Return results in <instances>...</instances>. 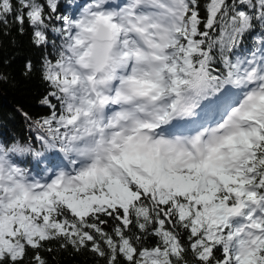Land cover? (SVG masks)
<instances>
[{
  "label": "snow or ice",
  "instance_id": "snow-or-ice-1",
  "mask_svg": "<svg viewBox=\"0 0 264 264\" xmlns=\"http://www.w3.org/2000/svg\"><path fill=\"white\" fill-rule=\"evenodd\" d=\"M200 7L0 0V33L27 23L44 49L48 109L23 114L28 142L0 139V264L69 247L104 264H264V0Z\"/></svg>",
  "mask_w": 264,
  "mask_h": 264
},
{
  "label": "trees",
  "instance_id": "trees-1",
  "mask_svg": "<svg viewBox=\"0 0 264 264\" xmlns=\"http://www.w3.org/2000/svg\"><path fill=\"white\" fill-rule=\"evenodd\" d=\"M204 3L205 0H200L201 16L206 15ZM67 10L75 12V9ZM31 33L32 30L27 23L23 34L11 24L10 35L0 33V75L5 77L0 80V139L9 145L13 142V138L24 143L33 136L24 113L35 118L48 112V109L40 103L47 87L41 79V59L44 49L36 47L31 42ZM28 60L32 62V70L25 74V64ZM111 226L110 221L106 230H110ZM155 239L152 237L146 243L152 245ZM46 247L58 248L55 241ZM32 255V250L28 249V256ZM41 255L47 260V264H104L103 259L87 249L74 253L69 247L67 250H56L51 254L42 251ZM25 264L28 262L26 261Z\"/></svg>",
  "mask_w": 264,
  "mask_h": 264
}]
</instances>
